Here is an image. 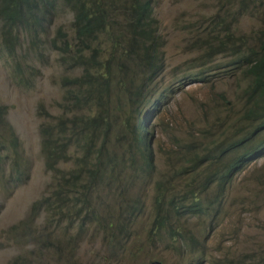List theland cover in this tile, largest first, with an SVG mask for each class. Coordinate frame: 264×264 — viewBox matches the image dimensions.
<instances>
[{"label": "rangeland", "instance_id": "374dc122", "mask_svg": "<svg viewBox=\"0 0 264 264\" xmlns=\"http://www.w3.org/2000/svg\"><path fill=\"white\" fill-rule=\"evenodd\" d=\"M155 17L164 40L160 49L164 70L147 85V104L137 110L145 113L157 104L147 121L141 113L131 112L127 99L129 91L149 83L158 69L145 68L137 59L126 60L127 37L114 50L105 37L99 41L114 90L102 101V110L109 112L111 120L104 152L113 158L129 150L125 157L134 160L121 170L109 168L107 177H118L103 179V186L89 192L97 218L82 229L78 228L79 218L76 223L65 218L57 226L54 219L49 220L45 206L33 210L35 203L53 196L59 182L68 198L62 205L64 212L72 208L75 196L80 197L81 188L68 186L60 178L66 177L86 152L74 147L71 157L61 163L62 173L56 176L46 167L42 130L53 125L55 117L74 116L59 104L67 91L64 79L81 75L82 69L62 62L58 52L47 51V61L33 62L29 75L18 82L16 62L3 52L0 22V107L5 108L0 124V145H4L0 264H264V153L224 187L210 177L223 172L242 143L252 142L245 140L247 137L256 145L261 138L259 133L254 135L247 119L251 108L245 94L248 79L238 58L259 41L264 29V0H160ZM72 23L73 14L65 10L52 24L51 36L61 28L66 40L74 44ZM219 41L227 47L212 54L211 45ZM46 50L52 46L47 45ZM100 99L96 97L94 105ZM117 108L128 114L135 134L141 120L147 126L152 172L141 170L140 148H130ZM85 112L88 115V109ZM189 191L199 197L202 212H172L170 201ZM161 194L166 211L160 214L167 220L158 229ZM70 238L76 244L70 243ZM48 240L59 243L47 245L39 254L37 246ZM40 255L46 258L40 259Z\"/></svg>", "mask_w": 264, "mask_h": 264}, {"label": "trees", "instance_id": "16d2710c", "mask_svg": "<svg viewBox=\"0 0 264 264\" xmlns=\"http://www.w3.org/2000/svg\"><path fill=\"white\" fill-rule=\"evenodd\" d=\"M160 0H0V22L2 25L3 52L13 58L15 65V78L18 82L26 79L33 62L47 61V51L58 52L61 61L71 67H79L82 74L74 78H65L63 86L67 89L63 103L59 104L66 110V113H75L71 119L64 116L55 117L53 125L46 126L42 130V150L46 159L47 170L56 176L62 173L61 163L69 159L72 149L78 147L86 154L78 159L76 166L61 176V180L68 182V186L81 188L80 197H74V204L70 210L64 212L63 203L68 199L65 196L64 184L58 183L57 189L50 198H44L35 203L33 210L45 206L50 212L49 220L56 222L58 226L65 218L71 223H76L79 218L81 223L79 229L94 221L97 218V211L92 206L89 192L103 186V179H116L118 176L107 177L109 168L112 171L121 170L126 167L134 157H125L129 150L124 152L122 157L109 158L105 155V144L109 136L111 120L109 112L102 110L103 99H109L113 93L112 75L109 65L103 62L99 41L104 38L107 43L112 44L113 50L119 41L127 37V45L124 49L126 60H140L145 68L158 69L154 78L129 91L127 99L134 114L142 109L148 97L144 95L147 85L155 82L164 70L163 59L160 49L164 40L159 33L158 21L155 17V6ZM65 10L73 14V28L75 43L71 44L66 40V34L60 28L56 36H51V26ZM51 45L52 50H46ZM227 43L219 41L217 45H211L212 54L225 50ZM112 50V51H113ZM240 60L246 67L244 75L248 79L245 94L250 109L247 112V119L253 125V133L261 134L259 143L253 144V138L245 140L249 144L240 146L233 157L225 166L222 173L214 172V177L219 187L229 184L234 176L242 171L257 155L264 153V29L261 31L256 46H248L246 53L242 54ZM108 63H113L109 61ZM118 66V65H117ZM107 69L104 72L103 69ZM119 68V67H118ZM122 73V69L119 68ZM101 97L98 105H94L96 97ZM159 102V100H158ZM154 104L150 110L141 113L143 121H147L155 110ZM95 108V110H94ZM134 108V112H133ZM88 109V115L86 114ZM91 112H94L91 115ZM123 122V133L129 142L130 148H140V155L144 161V168L147 172L154 169L153 152L149 131L142 120L138 126V133L132 130L128 114L117 108ZM5 108L0 107V124L4 121ZM134 133L131 139L130 135ZM252 133V135H253ZM240 143L243 141H239ZM240 143L235 144L237 147ZM17 145V142H14ZM0 145V165L3 163L2 149ZM95 150L91 160L89 153ZM136 164V162L134 163ZM157 212L159 215L158 229L164 227L167 217L160 213L166 211L164 207V195H159ZM52 198L54 199L53 201ZM170 210L178 215L200 213L203 206L197 194L193 191L187 192L181 199H172L169 203ZM75 214V217L72 215ZM122 225V224H120ZM112 226V223L110 227ZM70 243L76 244L69 239ZM58 242L48 240L42 242L37 250L44 249L49 245L52 247ZM40 259L46 258L43 255ZM31 264V263H27Z\"/></svg>", "mask_w": 264, "mask_h": 264}, {"label": "water", "instance_id": "95a60500", "mask_svg": "<svg viewBox=\"0 0 264 264\" xmlns=\"http://www.w3.org/2000/svg\"><path fill=\"white\" fill-rule=\"evenodd\" d=\"M151 264H162V262H160V261H154Z\"/></svg>", "mask_w": 264, "mask_h": 264}]
</instances>
